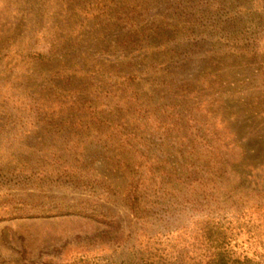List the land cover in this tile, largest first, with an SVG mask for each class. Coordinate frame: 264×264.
I'll list each match as a JSON object with an SVG mask.
<instances>
[{"label": "rangeland", "instance_id": "374dc122", "mask_svg": "<svg viewBox=\"0 0 264 264\" xmlns=\"http://www.w3.org/2000/svg\"><path fill=\"white\" fill-rule=\"evenodd\" d=\"M93 2L0 0V106L6 104L0 109V264H119L121 244L129 245L142 227L123 205L125 179L115 167L116 153L108 149L133 139L131 128L121 134L113 122L68 118L59 105L44 109L72 88L67 78L74 58L84 68L87 63L119 70L134 50L124 37L129 28L118 20L122 4L104 0L109 17L91 18L85 11L96 10ZM150 8L151 20L166 24L207 13L199 25L207 35L190 39L197 43L173 78L178 86L195 88L204 75L202 60L216 45L209 30L221 36L218 29L225 24L250 45L249 55L220 67L214 99H222L249 149L254 170L241 177L243 185L264 197V0H154ZM40 54L46 57L39 60ZM219 66L214 63L216 70ZM151 140L161 143L157 136ZM140 217L147 228L155 226L151 214Z\"/></svg>", "mask_w": 264, "mask_h": 264}, {"label": "trees", "instance_id": "16d2710c", "mask_svg": "<svg viewBox=\"0 0 264 264\" xmlns=\"http://www.w3.org/2000/svg\"><path fill=\"white\" fill-rule=\"evenodd\" d=\"M103 2L94 0L96 10L85 15L109 17L110 7ZM118 2L123 9L118 20L129 28L124 37L134 49L130 57L119 62V70L87 63L84 68L74 58L67 78L72 88L44 109L59 105L66 107L68 118L113 122L121 134L132 130L133 139L108 148L116 153L115 167L125 179L123 205L142 225L129 245L121 244L119 264H264V197L243 185L241 177L254 170L249 149L222 99H214L222 82L218 71L226 60L249 55L250 45H243L225 24L218 29L221 36L209 30L216 45L202 60L204 75L195 80V88L178 86L174 79L197 43L190 39L207 35L199 26L207 13L166 24L147 14L154 0ZM34 115L39 117L38 109ZM152 136L161 143L154 145ZM168 178L179 181L180 188H173ZM144 213L151 214L153 228L140 217Z\"/></svg>", "mask_w": 264, "mask_h": 264}]
</instances>
